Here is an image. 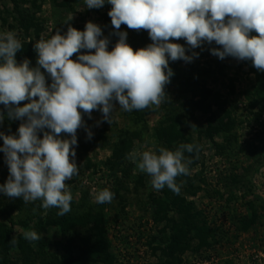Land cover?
<instances>
[{
	"label": "rangeland",
	"instance_id": "rangeland-1",
	"mask_svg": "<svg viewBox=\"0 0 264 264\" xmlns=\"http://www.w3.org/2000/svg\"><path fill=\"white\" fill-rule=\"evenodd\" d=\"M111 8L108 0L91 9L85 0H0V36L15 34L22 44L15 54L17 64L28 60L30 68H40L50 87L52 78L38 64L34 45L57 32L66 34L69 26L84 31L88 22L95 23L101 28L100 38L108 39L109 51L119 41V32L127 33L126 43L134 50L153 43L148 31L125 24L113 32ZM170 42L184 46L186 55H199L191 62L169 58L174 74L159 107L125 112L113 100L111 123L103 119L99 108L90 115L80 110L83 124L72 146L78 174L65 182L72 196L70 212L58 216L60 210L43 208L42 199L25 202L23 197L0 191V264H78L85 251L100 246L101 255L82 264H264V100L256 95L264 89V71L251 60L213 55L212 48L222 49L214 41L195 49L184 39ZM94 52L81 49L71 59ZM30 102L0 103V133L18 138V128L27 117L9 118L8 111ZM224 111L231 114L230 126L219 133L209 131ZM50 131L38 130L37 135L42 139ZM59 138L71 139L67 133ZM3 143L0 136V149ZM182 144L198 145L199 151L184 152L192 162L189 173L176 178L178 195L167 186L156 190L151 176L129 158L133 151L159 154L163 147L174 152ZM119 151L122 165L118 168L113 156ZM9 176L5 153L0 150V185ZM104 189L114 198L101 204L96 197ZM86 216L92 217L89 224H78L67 232L56 225L36 230L39 220ZM254 218L255 224L242 231V222ZM197 226L214 234L202 249H198ZM28 231L41 238L25 239ZM178 232L184 233L180 248L173 242ZM8 239L24 240L25 249L8 248Z\"/></svg>",
	"mask_w": 264,
	"mask_h": 264
},
{
	"label": "clouds",
	"instance_id": "clouds-1",
	"mask_svg": "<svg viewBox=\"0 0 264 264\" xmlns=\"http://www.w3.org/2000/svg\"><path fill=\"white\" fill-rule=\"evenodd\" d=\"M87 8H100L105 0H85ZM112 5L108 15L115 29L122 24L129 29L146 30L152 44L134 50L126 43V32H119V41L108 50V39H101V28L88 22L84 31L69 26L66 34L59 32L48 40H39L34 48L38 64L50 74L52 84L46 86L40 68H30L29 61L17 64L15 54L22 44L12 32L0 36V103L9 108V118L27 121L18 128V138L4 135L3 148L10 176L0 185L9 197H23L25 202L42 199V207L58 208V216L71 211V193L66 181L78 174L74 160L76 132L83 124L81 111L89 115L100 109L109 123L114 110L113 100L125 112L159 107L165 98V85L174 74L172 61L191 62L199 53L186 55L184 46L170 40L184 39L195 49L203 42L213 41L222 46L211 53L224 59L251 60L254 67L264 71V0H108ZM255 31L258 35L252 36ZM81 49L94 53L81 54ZM38 97V100L35 99ZM102 106V107H101ZM2 120V117H0ZM44 132L43 138L37 135ZM195 126H192V129ZM67 133L71 139H61ZM92 133L88 131V137ZM198 152L199 146L182 144L176 151L161 147L153 151L129 153L136 167L151 176L156 190L165 186L180 193L176 178L189 173L184 152ZM138 162H137V158ZM114 193L99 192L98 203H110ZM25 239L39 240L35 231L24 233ZM15 243V240L12 241Z\"/></svg>",
	"mask_w": 264,
	"mask_h": 264
},
{
	"label": "trees",
	"instance_id": "trees-1",
	"mask_svg": "<svg viewBox=\"0 0 264 264\" xmlns=\"http://www.w3.org/2000/svg\"><path fill=\"white\" fill-rule=\"evenodd\" d=\"M117 31L116 29H114L113 32ZM264 85V83H263ZM257 92V91H256ZM257 97L260 100H264V89L262 92H258ZM38 100V98H35ZM257 99V98H256ZM223 110V109H222ZM226 118H228L229 122L228 124L225 122ZM217 123L215 125L211 124L209 126V131H214V132H221L223 130H226L227 127L230 126V124L232 123V118H231V114L228 111H224V117L218 118V120L216 121ZM211 133V132H210ZM114 161L115 166L116 167H120L122 165V155L121 152H115L114 153ZM161 204H159L160 206ZM92 220V217L90 216H86V217H64L58 221H50V222H43L42 220H39V222L36 224V230H40V229H44L47 226L50 225H56L60 228H62V230L64 232H67L68 230H70L71 228L75 227L78 224H84L87 225L90 223V221ZM256 220L251 219L249 222H242V227L241 230L242 231H247L251 226H253L255 224ZM196 232V239L198 240L199 244H198V249H202L204 247L209 246V240L211 238H214V234L212 233V231H210L207 227H196L195 229ZM184 240V233L182 232H178V234L174 235V247H181L182 245V241ZM12 239H8L6 246L9 248L10 246H17L18 248L20 247L22 250L25 249L24 246V240H15V243H12ZM100 246V245H99ZM103 248V247H102ZM101 246L100 247H95V248H89L88 251H85L84 254L82 255L81 259H80V263L78 264H82L84 261L88 260V259H96L97 257H99L101 255ZM69 257L71 256L70 252H67Z\"/></svg>",
	"mask_w": 264,
	"mask_h": 264
}]
</instances>
